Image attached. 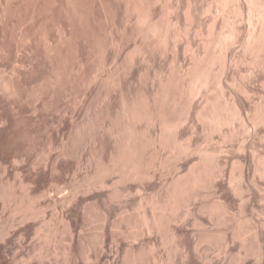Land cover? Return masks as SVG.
Here are the masks:
<instances>
[{
  "label": "rangeland",
  "instance_id": "1",
  "mask_svg": "<svg viewBox=\"0 0 264 264\" xmlns=\"http://www.w3.org/2000/svg\"><path fill=\"white\" fill-rule=\"evenodd\" d=\"M211 2V0H0V264H204L206 257L214 258L215 261L218 255H222L218 254L220 246L217 242L221 241L218 234L213 235L217 241L215 238L211 240L216 243L201 242L197 251H191L192 246L188 244L181 249L173 248L172 240L166 239L168 235L165 236L167 233L164 229L142 234L144 229L141 227L142 223L139 224L140 215L144 212L151 213L149 205L151 200L157 198L155 195L160 193V183L166 182L172 176L173 169L169 162L171 159L174 160L171 157H174L173 152L176 150L172 147L160 148L157 142L147 146L149 138L159 134V126L147 122L146 116L141 117L143 120L139 117L138 122L134 120L132 123L134 127L136 126L138 137L140 136L138 138L141 144L139 151L142 152L140 169H152L149 162L155 157L156 152L163 154V158H167L166 161L169 163L165 162V170L163 164L159 166L162 171L157 168L162 174L157 172L155 183L144 184L142 190L139 181L126 178L123 180L120 176L121 170L120 174L117 173L119 171L108 172L107 169H104L105 171L102 169L103 164L110 167L113 165L111 159L118 139L115 131L121 130L123 133L128 131L131 122L128 121L130 111L151 110L156 114L155 112L159 110L158 114L162 112L160 115L167 120H174L176 113L169 103L175 95L177 75L180 70L190 65L189 50L201 54L204 47L202 44H205L204 41L208 40V37L215 39L220 34V37H224L229 32V27H226L229 25L223 18L229 14L231 7L226 5L224 16L221 13L223 17L216 16L219 18L216 24L214 23L216 27L214 24L212 26L211 12L205 11L208 7L205 5H211ZM186 8L191 10L190 15L195 16V19L193 17L187 19V13H183ZM146 14L150 18L146 19ZM141 16L146 22L140 18ZM176 19L180 22L179 29L182 34L177 46L179 65L174 59V39L172 40ZM151 27L156 31H152ZM210 27H215L216 31ZM208 28L215 31L214 35ZM165 31L168 32L167 35ZM187 39L191 45L187 43ZM216 41L213 40V43L211 40L210 46L207 47L208 54L211 52L210 55L216 59L211 67L213 75H217L218 68L220 69L218 55L222 51L220 49H223V46L221 47L223 42L220 45L217 41L219 46ZM237 44V42L233 44L235 49L233 46L231 48L235 54L242 56L244 51L240 44L238 46ZM224 47L226 49L225 45ZM244 55L247 58L251 56L247 52ZM248 60L239 62L236 65L238 68L234 69L235 73L232 71L229 74L236 75L234 77L237 82L244 80L246 84L250 83L249 87L253 84L259 85L264 80L262 78L264 69H258L255 63ZM247 69L251 73L253 71L252 76ZM256 69L261 70L260 73ZM250 78L262 80L259 79L261 83L258 81L257 84ZM210 89L215 91L212 93L210 90L212 97L220 93V88L213 82ZM182 98H184L182 102L186 103V97ZM195 101L197 103L199 100ZM155 105L160 108L157 106L155 109ZM192 123L194 126L189 123L190 127L186 125L188 128L185 127L179 134V141L183 139L182 143L196 142V145L204 150L208 149L209 152L214 146L220 148L223 145L221 149H226L227 145L229 149L231 148L230 142L219 138L218 131L207 137L205 135L207 132L201 129V122L193 119ZM124 124H127L126 127ZM191 126L194 127L192 132ZM233 126L235 131L238 124ZM261 129L259 132L264 136V128L263 133ZM259 132L257 139L261 138ZM240 138L231 143L236 144ZM260 141L262 140L258 139L256 143L263 144L258 147L259 152L262 150L263 153L264 140ZM153 149L157 151L154 152ZM194 158L192 162L197 160V157ZM166 163L171 167V175ZM106 166L104 168H107ZM232 166L230 162L228 174L236 167ZM184 167L181 170L184 169L182 172L186 174L187 168ZM99 173L100 176L103 173L108 174V178L111 179V181L108 179L110 182L103 185L104 187L97 184ZM252 176L257 178L255 175ZM261 182L260 193L264 195V180ZM219 187L217 189L220 193ZM137 189L141 190L138 192ZM219 193H216L217 196ZM200 197L194 209L198 208L197 204H203L205 200L202 201V198L206 199ZM257 200L255 206L259 211L262 207ZM145 201H148L147 204ZM208 201L206 199L205 202ZM34 206L38 207V213L33 211ZM231 208L237 216L242 214L240 221L246 218L247 212H239L237 205H232ZM203 210L206 212V209ZM178 212L180 214L182 209L180 208ZM199 212L201 211L198 208L194 213L196 215ZM201 214L203 212L199 217ZM204 216L201 217L202 220ZM178 223L174 224L177 225V229L178 227L182 229L177 232L186 237L184 240L191 243L194 237L197 238L198 232L191 219L181 223L184 228ZM172 224L171 222V226H174ZM251 233L245 232V239L248 238L246 243L251 241L248 248L252 247L249 250L255 245L252 243L255 240ZM161 238L163 240H160ZM237 241L240 245V240ZM238 244L234 245L238 247L235 251L234 247L231 249L235 253L237 250L241 253L239 249L244 252L245 248L241 245L240 248ZM255 249L256 246L250 252H254ZM250 252L248 254L250 258L247 257L249 261L238 263L256 264V253L253 255L252 252L250 255Z\"/></svg>",
  "mask_w": 264,
  "mask_h": 264
},
{
  "label": "bare ground",
  "instance_id": "2",
  "mask_svg": "<svg viewBox=\"0 0 264 264\" xmlns=\"http://www.w3.org/2000/svg\"><path fill=\"white\" fill-rule=\"evenodd\" d=\"M187 1H189V0H187ZM211 1L213 2V3L211 2V5H207L208 2L205 5V6H208L205 11H207L209 13L211 12L210 13L211 17H210V14H208V15L211 18L212 26L215 22H217V19L219 20L218 17L222 16L221 13L223 14L225 12L224 10H225V8H227L226 5L231 7V10L229 11V14L227 15L228 17L226 16V18H223L226 20V23L229 25V26H226V27H229V32L228 33L226 32L227 34L224 35V37L223 36L220 37L221 34L219 33L220 35L218 36V38H216L217 37L216 36L215 39L211 36V33H210L209 36H210V38L211 37L212 38L209 39V37H208L207 38L208 40L204 41L205 44H202V45H204V47H202L203 53L200 52L202 55L199 53H196L195 50L190 51V50H192L189 48V45H191V44H189V40L187 39L188 40L187 43L189 44V45H187L188 46L187 48L190 49L189 55L191 52V59H190L191 62H190L189 66H186L187 67L186 69H183L182 71L180 70L179 75H177L178 76V78H177L178 80L176 82L177 84L175 83L177 86L174 85L176 88V91L174 90L175 95L171 98V100H170L171 102L169 103V104H171V107H172L171 109L174 110V113H176L174 120H173V117H172L173 121L167 120L164 116L160 115L162 112L159 114L157 113V111L159 112V110H157V111L154 110V111H156L155 112L156 114H154L153 111L151 112V110H149L150 112L148 110H147V112H145V110H144L145 113L141 110L142 113L144 114V115H142V113H140L141 111L140 112H138L137 110L136 111L135 110L130 111V109H129L130 115H128V116H129L130 120H128V121H131V122H129L128 131L125 133H123L124 131L122 132L121 130L115 131L116 133L114 132L116 134L115 135L116 138H118V139H116L117 147H115L114 153H113L114 155L112 156V159H111L113 162V165L111 164V167H110V165L106 166L107 164L106 165L103 164V166L104 167L106 166L107 168L102 167V165H101V167L103 170L107 169L108 172L109 171L110 172L111 171L112 172L119 171L117 173H120V170H121L122 174L120 173L121 174L120 176H121V178H123V180L126 178V179H130V180H136L137 182L139 181L138 183H140L139 187L141 189L144 186V184L147 185L146 183H148V182L149 183L150 182L155 183V179H156L157 174L162 171V168H159V166L161 167L163 164L164 166H162V167L164 169L165 162L168 163V160L166 161L167 158H163L164 157L163 154L161 155L159 152H156L157 154L156 153L154 154L155 157L149 162L152 169H148V170L140 169V166L142 164L141 163L142 162V156L140 155V154H142V152L140 153V151H139L141 144H139L140 142H138V140H140V139H138L140 136L138 137V131L135 129L136 126L134 127V125L132 123L134 122V120L137 121L141 117L146 116L148 119L147 122H149L150 124H157L159 126V134L155 135V136L152 135V137L149 138V140H148L149 142L146 141L147 146L157 142L160 144L159 145L160 148H162L161 146H163L164 148L166 147V149L168 147H170V148L172 147V148H176V150H175V152H173L174 157H171V158H174V160L171 159L172 161L169 162V163H171L170 165L173 169L172 170L173 171L172 176L170 177V179H167L166 182L165 181L163 182V180L161 181L163 183H160V185H161V187H159L160 193L158 192L159 197L157 194V196L155 195V197H157V198L154 200H151L148 198L149 200H151V203L149 202L150 203L149 209L151 210L150 211L151 213L147 214V212L146 213L144 212L143 214L140 215L141 217L139 220H141V222L138 220L140 222V223L139 222L138 223L139 224L142 223L141 227H143V229H144V232L142 229H140V230H142V234L143 235L144 234L145 235L151 234V232L160 231V229L161 230L164 229L167 233L165 236L168 235L167 236L168 238H166V239L172 240V241L171 240L170 241L172 242V245L174 246V247L172 246L173 248H175V249L180 248L181 249V248H184V246H186V244H188V246H192L191 249H193V250H191V251H197V249L200 248L199 246H200L201 242L203 244L206 242H209L208 244H210V242H212V244L216 243V242L211 241V240L212 239L215 240L216 237H214L213 235L216 234V236H217V234H218L220 236L219 238L221 239V241L219 242V240H218V242H217V243H219V246H220L219 247L220 251H218L220 253H218V252L217 253L222 254L223 256L220 255V256H222V257H220L219 255L218 256L216 255L217 259L215 258L216 259L215 261H213L214 258L211 259V258L206 257L207 259L204 258V260L206 259L205 260L206 262H204V264L205 263L206 264H236V262L237 263L238 262L244 263L246 260L249 261L247 259V257L250 258L248 256V254L253 248H255V246H256L255 251L257 250V252L252 251L253 255L256 253V260H255V258H254V260H255L256 264H264V209H263L264 202L262 201V200H264V195H263V193H262V195L260 193L261 192L260 191V189H261L260 182L262 180H264V152L261 153L262 150L259 152V148H260L259 146L262 143H259V144L256 143V140H258V139L259 140L261 139L262 141L264 140V136H262V134L259 132L260 128H262V129L264 128V80H262V78H264V77H262L263 76L262 75L261 76L262 78H258V81H260L259 79L262 80V83L260 81L261 84L257 83L258 82L257 79L256 80L254 79L256 81L255 83H257L259 85L254 86V84H253V86L251 85L252 87L250 86L251 87V89H250V87H249L250 83L249 84L247 83L248 84L247 85L245 82H243L244 80L243 81L240 80V82H237V80L234 77L236 75L232 76L231 75L232 73L229 74V72L235 71L234 69H235L236 65L239 64V62L242 63V62H244V60L247 61V59L252 61V63H255L256 66H255V64H254V66L257 67L258 69L259 68L264 69V0H211ZM186 9H185V11H186ZM192 10H193V8H192ZM185 11L183 13H185V14L187 13L186 14L187 19H188V17H190V18L193 17V16L191 17V15H190L191 10L187 9V11L186 12ZM203 12L204 11H202V13ZM226 12H228V11H226ZM198 13H200V12H198ZM212 13H213V15H212ZM185 14H183V15H185ZM224 14H223V16H224ZM230 14H231V16H229ZM148 16H150V15L148 14ZM216 16H218V17H216ZM143 17H145V16H143ZM194 17H193V19H195ZM140 18H142V16ZM147 18H150V17H147V14H146V19ZM142 19H141V21H142ZM145 20L143 19V21H145ZM176 20L174 21L175 22L174 25L176 26V28L173 25L174 26L173 28L175 31L173 30L174 32L172 35L173 36L172 40L174 39L173 40L174 44L173 43L172 44L174 45V49H175V51H174L175 52V58L174 57L173 58L175 59V62L177 64L178 56H179L177 46H178L180 35H182V34L180 32L181 30L179 29V27H181V25L179 26L180 22H179V20H177V21ZM196 20H197V22H199L198 19H196ZM191 21H192V19H191ZM208 22H209V20H208ZM220 22H222V21H220ZM215 24H214V26H216ZM150 25L152 26V24H150ZM144 26H145V24H144ZM147 27H149V24ZM145 28H146V26H145ZM210 28L214 29L215 27L214 28L210 27ZM148 29H149V31H151V30L156 31V30H154V28L152 29V27H151V30H150V28H148ZM210 30L208 28L209 32H210ZM214 30L213 31L211 30L212 33L216 31V30L215 31ZM157 31H158V29H157ZM166 32L167 31H165V34H166ZM169 32H170V30H169ZM185 32L187 33V30H185ZM154 33H152V34H154ZM206 34H207V31H206ZM212 35H214V33ZM183 36L185 37V35H183ZM161 39H164V38H161ZM204 39H206V38H204ZM216 39L220 43V45H221V42H223L221 45V47L223 46V49H220V50H222V51L225 50V51H223V53H222V51L220 53L218 52L220 54V55H218L219 56L218 59L220 58V65H219L220 69L218 68L219 71H218L217 75H215V74L213 75V73H212L213 71H211L212 70L211 67H212V65H214V63H215L214 61L216 59L213 57L212 54H211L212 56L210 55L211 52L208 54L207 47L210 46L209 44L211 43V40H212V42H213V40L215 42ZM218 42H217V45H219ZM236 42L238 44H240V46H241L240 48L243 49L244 54L246 52L249 55L251 54L250 58H247L244 54H242V56H241V55H238V53L235 54L233 52V50L235 49L233 44L235 45ZM168 43L169 42H167L166 45H168ZM238 44H237V46H238ZM224 45L226 46V49H224L225 48ZM232 46L234 49L231 48ZM185 47H186V45H185ZM186 50H188V49H186ZM214 56H216V54ZM248 64H247V66H248ZM178 65H179V62H178ZM249 67H250V65H249ZM237 68L238 67H236V69ZM179 69H180V67H179ZM250 70L248 71V69H247L248 72H250ZM256 71H258V70L256 69ZM260 71L261 70H259L258 72L260 73ZM252 73H253V71H252ZM252 73H251V76H252ZM230 75H231V78H230ZM228 77L230 78V81H231L230 83H229ZM257 77H258V75H257ZM259 77H260V75H259ZM254 80H252V81H254ZM241 81L243 83H241ZM167 82H168V80H167ZM212 82L217 84L218 87L220 88V91H219L220 93L218 92L219 94L216 95V97L215 96L212 97L209 93L210 90L212 91V89H210V87L212 86ZM173 83H174V81H173ZM165 84H164V86H165ZM167 87H168V85H167ZM214 90H216V89H214ZM214 92L212 91V93H214ZM172 93H173V91H172ZM215 94H217V93H215ZM165 96H166V92H165ZM169 96H171V95L169 94ZM183 96L186 97V100H187L186 103L182 102V99H184V98H182ZM195 97H198L199 99L195 98ZM194 98L199 100V101L196 103ZM155 103H157V102H155ZM157 106L158 105H155V109ZM128 108H130V107H128ZM153 108H154V106H153ZM159 108L160 107L158 106V109ZM126 114H128V113H126ZM172 115H174V114H172ZM146 117H144V118H146ZM144 118H141V119L143 120ZM193 119H196L198 122H201V125H202L201 129H203L204 131L207 132V134H205L207 137L210 134H212L213 132L215 133L218 131L217 133L218 134L220 133L219 138L221 137V139L223 141H228V143L230 142L231 146L229 144V147H231L232 149L230 148L231 149L230 150L227 145L225 147H227L228 149L227 148L221 149L223 145L220 148H217L216 146H214L215 149H214V147H213V150H212V148H210L212 151L210 150L211 152H209L208 149H206L207 150L206 151V150L202 149L201 146L196 145V142L192 143L191 139H190L191 142H189V141H188V143L185 142L186 144L181 142L183 139L181 141H179V134L182 132V129L184 130L186 125L188 127H190L189 123L193 125V123H192ZM140 121L141 120H139V122ZM196 124H197V122H196ZM234 124H238L237 129H234L235 131H233V127H234L233 125ZM126 125H125V127H126ZM147 126H149V124ZM188 127H186V128H188ZM235 127H236V125H235ZM191 128H192V126H191ZM191 128H190V130H191ZM193 128H192L191 132L194 131ZM122 129L124 130L123 127H122ZM262 129H261V132H262ZM113 131H114V129H113ZM185 132L187 133V131H185ZM191 132H190V134H191ZM258 132L261 134V135H259V136H261V138L258 137V139H257ZM202 134H204V133H202ZM139 135H140V133H139ZM212 135H214V134H212ZM191 136H192V134H191ZM240 136L242 139L240 138ZM186 138H189V137L186 136ZM239 138H240V140H238L236 142V144H232V143H234V141L236 139H239ZM207 140H209V139H207ZM141 141L144 142L143 140H141ZM185 141H187V140H185ZM197 141H199V140H197ZM262 141H260V142H262ZM146 142H144V143H146ZM180 142L182 143V145H180ZM201 142H203V141H201ZM257 142H259V141H257ZM197 144H199V143H197ZM202 144H200V145H202ZM223 144H225V142ZM205 145H207V144H205ZM256 146H257V148H256ZM144 147H146V146H144ZM142 148H143V146H142ZM261 148L263 149V146ZM154 149H153L154 152L157 151ZM194 157H197V160L196 161L194 160L195 162H192L193 159H195ZM144 158H145V156H144ZM99 162H101V160ZM109 162L111 163V161H109ZM230 162L233 166L234 165L236 166V167L234 166L235 168H232V169L233 170L235 169L237 172L234 170V172H235L234 173L233 170H230V173L228 174L227 168H229L228 166H229ZM167 165H166V168L169 167L168 171L170 172L171 167H170V165H168V166ZM206 165L208 167H206ZM148 166H147V168H148ZM182 166L183 167L185 166L184 168H187L186 174L185 173L183 174L182 170H184V169L181 170V168H183ZM101 167H100V169H101ZM157 168H159V170L161 169V171H159ZM98 170H99V168H98ZM251 170L253 171V173H251L252 172ZM108 172H106V173H108ZM159 174H162V173H159ZM251 174L257 176V178L255 179V177H253ZM107 175L108 174L105 175L103 173V175L100 176V173H99V177H98L99 180H98L97 184L101 185V186L107 185L106 183H108L109 180L111 181V179H109L110 177L108 178ZM169 175H171V172L169 173ZM121 178H120V180H122ZM163 179H166V178H163ZM94 181H96V180H94ZM156 183H157V181H156ZM261 184H262V182H261ZM155 185H153V186H155ZM218 186L221 187L220 193L217 189ZM263 188H264V186H263ZM201 189L204 190L203 191L204 193L202 192ZM140 190L137 189L138 192ZM217 192L219 193L218 196L216 194ZM221 193H223L222 196H219V195H221ZM203 195H205V196H203ZM200 196L206 197V199L209 200L208 202H205L206 199L202 198V201L205 200V201H203V204H204V202H205V204L204 205L202 203L197 204L199 206L201 205V207L198 206L199 211L203 212V214H201V215L202 216L205 215L204 216L205 218L203 217V220L201 218L202 216L199 217L200 216L199 214L201 212H199V214H196V215L194 213L196 211V209L198 210V208H196V209L193 208L196 206V203L199 202V199L201 198ZM221 198H223V199L221 200ZM256 199H258L257 202H259V205L262 207L259 211L256 208L257 206H255L256 205L255 204ZM142 201H144V200H142ZM146 202H148V201H145V203ZM232 205H234V206L237 205L238 211L241 213L247 212V214L245 216L246 218H244V220L242 219L241 220L242 222L240 221L242 214L238 215V216H240V218H239L237 216V213L234 212L233 210H231ZM18 206H19V204H18ZM260 206H259V208H260ZM180 208L182 209V212H180V214H179L178 211L180 210ZM203 208L206 209V212H205V210H203ZM38 210L39 209L37 206L33 207L34 212L38 213ZM31 211H32V209H31ZM188 219L189 220L191 219V221L193 222V225L196 226L195 230H197V232H198L197 238L194 237L193 240L191 241V243L188 240L187 241L184 240L186 237L184 238L183 235H181L180 233L177 232L181 228L178 227L179 229H177V225L174 224L175 222H179L178 225L179 224L181 225V223H183L184 221H186ZM171 222L174 224V226H171ZM243 222H246V223L244 224ZM182 225H181V227L184 228V226H182ZM195 230H194V232L196 233ZM181 231H182V229H181ZM248 231L250 233L251 232L253 233L254 240L256 241V242L255 241L252 242L253 244L255 243V245L251 250H249V249L252 246H250L248 248L251 241L249 243H246V240L248 241V238H247L248 236L246 237L247 239H245V236H246L245 232H247V234H248ZM194 232H191V234ZM160 233L161 232H159V234ZM140 234H141V231H140ZM163 234H165V232ZM186 234L184 236H186ZM148 236H150V235H148ZM193 236H196V235H193ZM162 237H164V235ZM135 238H136V235H135ZM237 239L240 240V245L243 248H245L244 252L241 251V249H239L241 253H238V250L236 251L237 253L234 252L235 249L238 248V247H234L235 244L237 245L239 243V241L236 242ZM154 240H152V241L154 242ZM160 240H163V238H161ZM215 241H217V239ZM171 242H170V244H171ZM240 245L238 244V246H240ZM209 246L207 245V247H209ZM241 246H240V248H241ZM207 247L205 250H207ZM216 247H218V245ZM232 247H234V249ZM210 249H213V248L211 247ZM242 252H243V254H242ZM252 252H250V255L252 254ZM192 253L197 254V252H192ZM192 253H191V255H192ZM187 256L190 257V255H187ZM192 256H194V255H192ZM195 256H197V255H195ZM253 257H255V256H253ZM194 258H196V257H194ZM238 264H241V263H238ZM251 264H253V262Z\"/></svg>",
  "mask_w": 264,
  "mask_h": 264
}]
</instances>
